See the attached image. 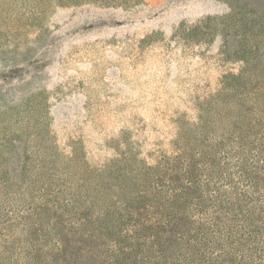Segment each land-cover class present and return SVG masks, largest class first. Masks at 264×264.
<instances>
[{"label": "trees", "instance_id": "1", "mask_svg": "<svg viewBox=\"0 0 264 264\" xmlns=\"http://www.w3.org/2000/svg\"><path fill=\"white\" fill-rule=\"evenodd\" d=\"M10 1L0 34L55 4L140 3ZM236 13L180 26L186 41L222 39L220 64L169 62L151 91L121 99L138 110L104 126L0 109V264H264V19Z\"/></svg>", "mask_w": 264, "mask_h": 264}, {"label": "rangeland", "instance_id": "2", "mask_svg": "<svg viewBox=\"0 0 264 264\" xmlns=\"http://www.w3.org/2000/svg\"><path fill=\"white\" fill-rule=\"evenodd\" d=\"M25 1L11 0L10 11L24 12ZM233 12L237 19L251 15L264 19V0L55 4L47 14L28 20L30 25L19 32L3 30L0 34V109L8 107L21 115L45 114L51 109L61 114L57 126L68 129L104 126L107 117L138 110L121 99L134 103L140 94L151 91L155 71L165 70L169 62L178 68L220 64L222 39L186 41L180 26L207 16L227 19ZM262 26H255L256 41L264 37ZM230 46L233 53L234 44ZM258 49L256 59L263 64V45ZM178 76L174 70L172 77ZM121 77L134 82H120ZM63 102L71 106L64 108ZM64 113L71 122H63ZM84 116L97 124L84 121Z\"/></svg>", "mask_w": 264, "mask_h": 264}]
</instances>
